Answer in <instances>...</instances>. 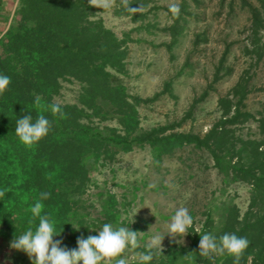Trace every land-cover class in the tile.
Returning <instances> with one entry per match:
<instances>
[{
  "label": "trees",
  "instance_id": "16d2710c",
  "mask_svg": "<svg viewBox=\"0 0 264 264\" xmlns=\"http://www.w3.org/2000/svg\"><path fill=\"white\" fill-rule=\"evenodd\" d=\"M190 1L196 7L201 4L200 0ZM148 2L111 0L118 14L142 21L138 28L149 27L143 22ZM219 2L227 4L229 12L235 10L236 3L247 8L250 44L245 49L256 55L257 63L264 55V0ZM179 6L178 15L171 7L165 8L173 21L164 28L171 36V47L184 31L188 17H197L188 10L187 0ZM104 9L101 0H18L13 20L0 37V72L11 77L8 88L0 94V189L5 190L0 197V264H24L28 255L12 248L11 241L38 223L37 218L29 224L31 207L37 200L42 202V213L58 221V228L63 226L54 236L69 233L61 246L77 247L73 241L77 229L72 223H84L77 211L83 207L80 199L92 181L88 160L112 161L121 152L146 145L155 149L158 158L185 146L202 149L226 178L251 188L243 215L236 204L227 206L218 225L207 214L200 231L191 228L190 245L170 246L156 253L150 264H264V110L253 112L247 107L245 100L252 91L249 76H240L228 93L218 97L221 115L204 134L176 130L178 123L144 128L139 105L153 101L160 93L147 98L131 95L117 79L116 74L128 75L131 39L129 33L119 37L104 24L97 15ZM201 37L204 40L206 35L198 34L197 38ZM227 51L225 48L212 81L195 103L204 100L222 78L220 70ZM230 71L231 67L227 68ZM62 80H76L81 89L77 102L60 103L61 115L51 112V105L59 103L54 97ZM29 112L33 120L38 115L47 116L52 127L41 140L26 146L14 129L15 120ZM111 119L115 125L102 124ZM246 124L255 125L254 135L244 136L240 131ZM42 193H48L47 199H42ZM106 202L112 211L103 208L105 218H98L103 223L115 217L114 196L109 195ZM93 225L101 229L97 222ZM204 232L216 236L235 232L250 243L238 262L228 253L205 256L197 247Z\"/></svg>",
  "mask_w": 264,
  "mask_h": 264
},
{
  "label": "rangeland",
  "instance_id": "374dc122",
  "mask_svg": "<svg viewBox=\"0 0 264 264\" xmlns=\"http://www.w3.org/2000/svg\"><path fill=\"white\" fill-rule=\"evenodd\" d=\"M187 1L188 10L197 17H188L184 31L172 47L169 45L171 36L164 28L173 21L165 8L173 3L180 5L182 0H149L148 7L143 9L146 12L143 22L149 23L148 28H138L141 20L134 21L118 14L114 4L97 12L104 24L119 37L125 33L130 35L126 59L128 75L116 74L117 79L131 95L147 98L160 93L153 101L139 105L144 128L178 123L176 130L204 134L221 115L218 97L228 93L242 75L249 76L251 83L252 91L245 100L248 109L253 112L264 110V55L256 63V55L245 49V45L250 44L247 8L236 3L235 10L229 12L227 4L222 5L219 0H200L199 7ZM17 3L18 0L0 2V37L13 20ZM252 3L257 5L255 1ZM198 34L206 35V38L198 39ZM261 35V42H264V31ZM225 48L228 51L224 68L220 70L222 78L204 100L195 103L212 81ZM230 67L231 71L227 72ZM165 88L167 91H163ZM80 89L78 81L62 80L54 100L75 103ZM102 124L112 126L116 122L111 119ZM254 130V124H246L240 129L244 136L254 135ZM88 165L92 181L80 199L83 207L77 211L84 223L75 224L81 227L74 233L73 241L81 234H98L100 229L94 227L93 222L102 227L104 223L98 218H105L103 208L112 211L106 200L113 195L115 217H108L105 223L110 222L114 227L123 223L138 231L139 247H129L121 254L129 258L130 263L136 262L131 258L145 248L153 233L166 232L170 217L178 207L189 209L194 218L191 228L198 232L207 214L218 225L227 206L236 204L243 215L249 205L250 186L226 178L207 152L193 146L176 149L160 158L150 146H136L132 151L119 153L112 161L88 160ZM136 209L139 210L130 225ZM191 228L184 237L180 236V242L179 238L166 235L162 251L170 246L183 248L190 245ZM68 235L54 236V239L65 240ZM31 262L29 257L24 260V264ZM108 264H115V259Z\"/></svg>",
  "mask_w": 264,
  "mask_h": 264
},
{
  "label": "clouds",
  "instance_id": "9594fccd",
  "mask_svg": "<svg viewBox=\"0 0 264 264\" xmlns=\"http://www.w3.org/2000/svg\"><path fill=\"white\" fill-rule=\"evenodd\" d=\"M101 6L109 8L111 0H101ZM170 7L175 14H179V4L173 3ZM10 82L11 77L0 72V94L6 91ZM51 112L62 115L61 104L53 103ZM51 127L52 123L47 116L38 115L33 120L29 112L15 120L14 132L22 144L30 146L45 137ZM4 194L5 190L0 189V197ZM41 196L42 199H47L48 193H42ZM42 207L40 200L33 204L31 207L33 219L29 221V224H33L37 218L38 223H35L34 227H27L20 234L15 235L11 241V247L24 251L33 264H81V262L82 264H108L113 259H115V264H130L129 258L121 254L129 247L132 249L139 247L137 230L123 223L114 227L110 222L104 223L100 230H96L98 233L96 235L85 237L81 234L77 237V247L61 246L62 240L54 239V235H59L63 231V226L62 229L58 228V221L52 219L49 213H42ZM139 209L133 211L130 225ZM193 223L194 218L189 209L178 207L170 217L166 232L153 233L145 243L146 250L136 253L131 259L136 261V264H150L155 254L162 252V242L166 235L179 238L178 242H180V236L184 237ZM72 225L76 229L81 227L73 223ZM200 235L199 252L202 255L228 253L233 255L237 262L250 243L246 236L237 235L235 232H225L220 236L211 232H204Z\"/></svg>",
  "mask_w": 264,
  "mask_h": 264
},
{
  "label": "crops",
  "instance_id": "0c3cea01",
  "mask_svg": "<svg viewBox=\"0 0 264 264\" xmlns=\"http://www.w3.org/2000/svg\"><path fill=\"white\" fill-rule=\"evenodd\" d=\"M3 1V0H0V2ZM1 244V243H0Z\"/></svg>",
  "mask_w": 264,
  "mask_h": 264
}]
</instances>
